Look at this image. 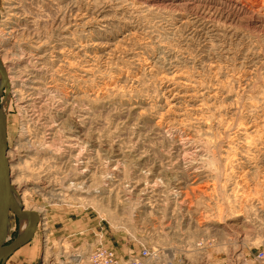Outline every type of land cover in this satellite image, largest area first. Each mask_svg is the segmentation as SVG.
Listing matches in <instances>:
<instances>
[{"label": "rangeland", "instance_id": "1", "mask_svg": "<svg viewBox=\"0 0 264 264\" xmlns=\"http://www.w3.org/2000/svg\"><path fill=\"white\" fill-rule=\"evenodd\" d=\"M0 58L13 187L40 216L5 264H264V0H0Z\"/></svg>", "mask_w": 264, "mask_h": 264}, {"label": "water", "instance_id": "2", "mask_svg": "<svg viewBox=\"0 0 264 264\" xmlns=\"http://www.w3.org/2000/svg\"><path fill=\"white\" fill-rule=\"evenodd\" d=\"M0 72L3 74V85L0 87V264H5L15 252L33 239L37 232L40 216L37 212L25 210L17 204L14 198L15 189L12 185L11 169L7 159L9 149L7 128L1 106V98L8 82L5 69L1 65V59ZM11 215L20 221L29 220V225L22 235L7 244L6 235Z\"/></svg>", "mask_w": 264, "mask_h": 264}, {"label": "built area", "instance_id": "3", "mask_svg": "<svg viewBox=\"0 0 264 264\" xmlns=\"http://www.w3.org/2000/svg\"><path fill=\"white\" fill-rule=\"evenodd\" d=\"M45 243H48L47 241ZM259 259L264 260V252L260 253ZM55 264H184L183 262L165 261L158 250H142L139 254L122 261L111 250L104 247H94L69 254L63 261H54Z\"/></svg>", "mask_w": 264, "mask_h": 264}, {"label": "bare ground", "instance_id": "4", "mask_svg": "<svg viewBox=\"0 0 264 264\" xmlns=\"http://www.w3.org/2000/svg\"><path fill=\"white\" fill-rule=\"evenodd\" d=\"M1 59V58H0ZM1 65H2V61H1ZM5 67V66H4ZM2 68H3V66H2ZM4 69V68H3ZM6 69V68H5ZM8 72V71H7ZM5 74H6V71H5ZM7 74H10V73H7ZM6 78H7V75H6ZM8 82V81H7ZM3 85V74L0 72V87ZM7 86V85H6ZM6 86H5V88H6ZM4 115V114H3ZM5 119V118H4ZM6 123V122H5ZM7 127V126H6ZM8 155H9V153L7 152V159H8V162H9V164H10V169H11V178H12V164L10 163V161H9V157H8ZM13 180L14 179H12V185H13ZM99 192V191H98ZM96 193H97V191H96ZM95 195V194H94ZM101 195V194H100ZM20 195L17 193V191H16V189H15V192H14V198H15V201L17 202V204L18 205H20V206H22L23 207V203L22 202H20V197H19ZM103 197V196H102ZM138 205V204H137ZM24 208V207H23ZM25 209V208H24ZM26 210V209H25ZM28 211V210H27ZM30 211V210H29ZM34 212V211H33ZM143 214V213H142ZM145 214V213H144ZM23 222V225L21 224V231H20V234L19 235H22L26 230H27V228H28V225H29V220H22L21 221V223ZM144 250V249H143ZM164 260V259H163Z\"/></svg>", "mask_w": 264, "mask_h": 264}]
</instances>
